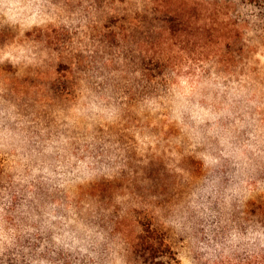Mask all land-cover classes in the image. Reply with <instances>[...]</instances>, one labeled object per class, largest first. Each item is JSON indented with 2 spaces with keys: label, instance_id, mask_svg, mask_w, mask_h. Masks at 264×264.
Wrapping results in <instances>:
<instances>
[{
  "label": "rangeland",
  "instance_id": "obj_1",
  "mask_svg": "<svg viewBox=\"0 0 264 264\" xmlns=\"http://www.w3.org/2000/svg\"><path fill=\"white\" fill-rule=\"evenodd\" d=\"M0 30V149L43 145L31 153L39 174L65 177L57 196H84L92 211L85 236H56L51 252L41 243L30 264H140L127 249L137 232L128 214L148 223L159 201L175 264H264V226L248 203L264 189L248 190L259 173L251 160L239 152L217 165L210 155L200 172L191 145L176 151L199 140L221 147L247 120H264L248 100L250 66L264 85V0H0ZM145 63L166 66V81H142ZM137 165L151 171L146 189Z\"/></svg>",
  "mask_w": 264,
  "mask_h": 264
},
{
  "label": "trees",
  "instance_id": "obj_2",
  "mask_svg": "<svg viewBox=\"0 0 264 264\" xmlns=\"http://www.w3.org/2000/svg\"><path fill=\"white\" fill-rule=\"evenodd\" d=\"M53 6L54 10L58 9L55 4ZM123 20V17L118 18V22ZM161 21L163 25H167L169 28L173 27L171 31L177 29L176 26H180L177 24L176 19L170 17H164ZM177 31H179L177 33L179 36L185 35L184 28L181 26ZM153 70L154 73L152 74ZM255 72L254 67L250 66L248 84H250V89L257 91H252L248 100L251 102L249 104L252 107V113L260 111L261 114H264V111H261L264 110V85L256 84V79L253 78ZM139 73L142 76V81H150L152 78H160V80L164 79L166 81L168 75L166 66L159 63L155 65L142 64ZM120 82L127 83V81L121 80ZM156 106L157 104L154 107ZM166 115L169 116V114ZM164 116L165 114L162 116L156 114L154 121H164L162 118ZM4 117L1 116L0 122ZM263 121H258L257 126L254 127L253 120H247L244 123L243 132L231 136L229 139L226 138L221 147L214 146L212 144L214 140L209 142L199 140L192 142V144L184 142L181 150L176 151L180 153L182 150L189 149L190 146L188 145H191L194 152L199 155V160L195 164L193 162L192 165H195L200 172L205 168V164L214 162V157L215 163L219 165L223 159L229 158V155L233 156V153L240 152L243 154V160L246 161V158L251 160L249 163L259 171L258 174H253V176L247 178L249 180L248 185H250L248 190L257 195L258 188L256 186L264 189V130L255 132L249 128L259 129L258 127L261 126L260 124ZM171 131L173 130L171 129ZM157 137V142L160 144H157L158 146L154 145L153 148L162 146L171 137L175 139L179 136L175 132L158 134ZM19 149L20 151L0 149V264H30L42 254L40 250L41 243L44 245L43 251L45 252H51L54 249L53 242L56 236L60 240L62 239L63 242L71 239L80 240L81 237L86 235L85 224L88 219V212L92 213L91 209H87L84 205V196L81 197L80 195L79 199L76 200L63 199L59 194L57 196L55 191H57L59 185L67 182L65 177L59 178V176L49 175L42 178L39 174L42 167L39 156L31 153L35 151L42 153L43 145L34 147L29 153V145L23 142ZM49 149V147L46 148V150ZM157 156V154H154L153 157L157 159ZM139 157H141V154L138 153L136 158ZM223 162H226V165L228 164V160ZM135 167L136 170L131 172L134 176L141 177L142 175L140 180L142 181V187L146 189L147 178L144 177V174L148 173L150 175L151 171L144 172L139 165ZM128 169L130 170V168ZM243 169L245 170L244 166ZM166 187L167 185L160 184V189L166 190ZM159 203L161 202H155L147 208L150 211L148 223H143L138 217L140 212L133 208L131 209L132 213L128 214L133 218L132 222L137 228V232L127 245V249L140 264H175L177 259L173 243L163 229V224L159 222V218L154 213V209L157 208ZM248 203L251 215L254 216L257 213L264 226V195L259 194L258 197L252 198ZM139 209L143 208L139 207ZM45 211H47V215L44 213ZM45 219H49L51 222L42 223ZM92 221L104 227V232L110 231V227H107L108 225L102 219L100 220V217ZM56 247L55 249L59 250V247ZM60 250L63 251V248Z\"/></svg>",
  "mask_w": 264,
  "mask_h": 264
}]
</instances>
